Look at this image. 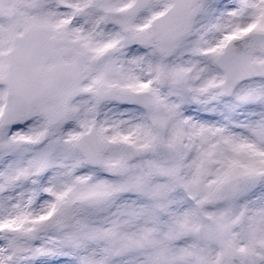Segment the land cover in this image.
<instances>
[{"label":"snow or ice","instance_id":"6c2138e0","mask_svg":"<svg viewBox=\"0 0 264 264\" xmlns=\"http://www.w3.org/2000/svg\"><path fill=\"white\" fill-rule=\"evenodd\" d=\"M0 264H264V0H0Z\"/></svg>","mask_w":264,"mask_h":264}]
</instances>
